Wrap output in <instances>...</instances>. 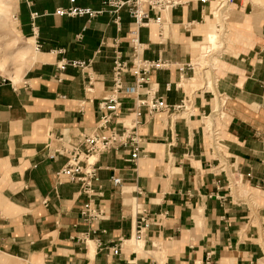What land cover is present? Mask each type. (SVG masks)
<instances>
[{
    "label": "crops",
    "instance_id": "crops-1",
    "mask_svg": "<svg viewBox=\"0 0 264 264\" xmlns=\"http://www.w3.org/2000/svg\"><path fill=\"white\" fill-rule=\"evenodd\" d=\"M70 5L11 3L24 53L33 55L18 78L0 73V264H264V0L230 5L228 51L199 73L215 34L212 4L182 0L161 25L141 29L143 56L172 62L152 74L158 95L170 105L191 98L192 109L143 110L141 156L130 161L123 148L98 157L92 200L103 215L91 223L80 217L78 184L57 181L65 157L50 153L58 137L77 143L94 130L113 89L116 41L128 57L134 25L126 10L119 21L108 9L91 20L54 14ZM74 6L103 8L101 0ZM72 60L90 65L57 68ZM189 62L196 66L179 70ZM143 93L123 94L124 114ZM206 124L220 129L217 148ZM140 212L151 225L137 239Z\"/></svg>",
    "mask_w": 264,
    "mask_h": 264
},
{
    "label": "built area",
    "instance_id": "built-area-1",
    "mask_svg": "<svg viewBox=\"0 0 264 264\" xmlns=\"http://www.w3.org/2000/svg\"><path fill=\"white\" fill-rule=\"evenodd\" d=\"M234 1L201 0V3L214 4L216 12L222 13L229 10ZM69 2L70 7L58 8L54 11V14L59 17H85L91 20L108 9L115 15L116 21H119L120 13L126 10L133 19L134 25L130 30L128 39L130 48L128 57L124 55L122 47H120L121 42L116 41L117 47L115 48L112 66L113 89L99 104L100 113L94 130L83 136L77 143L65 140L63 136L58 137L57 145L50 153L51 158L65 157L63 166L56 172L57 181L64 179L78 184V193L86 197L80 208V217L84 222L91 223L101 219L103 215L102 210L92 200L95 195H98V190L94 185L96 178H98L99 166L96 165L98 157L111 150L123 148L130 149L131 156L128 159L130 161H136L141 156L142 136L139 128L143 124V110L153 117L163 112L168 115H175L182 110L190 112L192 109L191 98L184 99L180 104L170 105L162 96L158 95L157 88L153 85L152 74L157 70L169 68L172 62L163 59L145 58L143 56L145 48L140 34L143 28L150 25H161L164 16L181 5L182 0H101L103 6L101 10L76 7L74 6L75 0H69ZM31 17L34 19L36 14H32ZM222 20L224 22L228 21V19L224 20L223 18ZM66 65L81 69L88 67L90 63L72 60L60 62L57 64V68L63 70ZM195 66L196 64L193 62H189L180 66L179 70L193 69ZM127 76L133 77L131 86L126 85ZM87 81L88 85H91L92 76L89 73H87ZM140 90H144V97L138 99L134 106L124 114L122 111L123 99L125 98L123 94H138ZM218 112H220L219 117L223 118L225 113ZM126 116L131 117L125 121ZM206 132L212 137L215 148L221 145L219 128L214 124H206ZM112 180L115 186H120L122 183L120 177H113ZM150 225L151 222L144 215V212H140L135 230L136 238H142ZM120 250L121 243L113 247L115 255H118ZM206 264H211L210 258Z\"/></svg>",
    "mask_w": 264,
    "mask_h": 264
},
{
    "label": "rangeland",
    "instance_id": "rangeland-1",
    "mask_svg": "<svg viewBox=\"0 0 264 264\" xmlns=\"http://www.w3.org/2000/svg\"><path fill=\"white\" fill-rule=\"evenodd\" d=\"M13 0H3V5L1 8V13H0V63L3 64L4 69H1L0 71L1 74L11 78H18L19 74L21 75L26 68L30 65L31 59H32V51L26 55L24 53L28 48L29 45H27L28 41L21 40L18 38V34L15 29V24H14V19L12 17V12H11V3ZM213 16H214V22H216V16L214 13L217 15H220L221 18H223L221 15L225 14L229 10H225L222 13H217L215 10V5L213 4ZM5 12V13H4ZM229 22V21H228ZM224 23H226L224 25ZM227 21L222 22L221 19V27H217V25L213 26V30L217 32L220 36V42L223 43V46L220 48H215L213 51L210 52V55L205 58L206 62L201 63V67L198 69V73L201 71L202 67L210 66L213 68H216V65L213 64L214 58H221V55L225 50L228 51V46L226 44V37H230V31L231 29L227 28ZM214 32V33H215ZM230 41V39H229ZM216 42V35L213 34L210 38V43H215ZM198 45V46H196ZM210 46V45H208ZM195 50L196 54L193 57V60L199 56L201 52L200 44H195ZM224 49V50H223ZM213 53V54H212ZM204 58V57H203ZM204 71V70H202ZM206 74V73H205ZM200 75V74H199ZM199 75H196L198 77ZM209 73H207V76Z\"/></svg>",
    "mask_w": 264,
    "mask_h": 264
},
{
    "label": "bare ground",
    "instance_id": "bare-ground-1",
    "mask_svg": "<svg viewBox=\"0 0 264 264\" xmlns=\"http://www.w3.org/2000/svg\"><path fill=\"white\" fill-rule=\"evenodd\" d=\"M1 6H2V0H0V11H1ZM229 14L230 13L228 11V12H226L225 14H223L221 16L223 17L224 20H226V19L229 18ZM214 15L216 16L215 18L217 19L216 22H215V25H217V27H219V26L221 27V19L222 18L220 17V15H217L216 13H214ZM218 21H219V23H218ZM222 22H224V21L222 20ZM215 35H216V42L215 43H209L210 46L207 47L206 54H205V58L208 57L209 56V53L211 51H213L215 48L217 49V48H220L221 46H223V43L220 42V36H219V34H217V32H215ZM229 39H230V37L228 38V36H227L226 37V44L229 42ZM1 68H4L2 63H0V69Z\"/></svg>",
    "mask_w": 264,
    "mask_h": 264
}]
</instances>
